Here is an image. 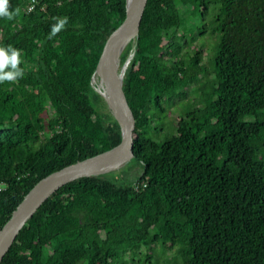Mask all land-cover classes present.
I'll use <instances>...</instances> for the list:
<instances>
[{
    "label": "trees",
    "instance_id": "trees-1",
    "mask_svg": "<svg viewBox=\"0 0 264 264\" xmlns=\"http://www.w3.org/2000/svg\"><path fill=\"white\" fill-rule=\"evenodd\" d=\"M29 1L9 0L21 15L0 19V46L20 49L25 70L0 84V227L39 179L121 140L95 67L125 0H35L27 11ZM180 8L213 14L210 70L202 48L178 50L189 30ZM53 16L69 23L47 40ZM126 61L142 172L63 185L0 264H126L167 243L183 256L169 264H264V0H148L119 70ZM192 84L198 104L168 124L166 103Z\"/></svg>",
    "mask_w": 264,
    "mask_h": 264
},
{
    "label": "water",
    "instance_id": "water-1",
    "mask_svg": "<svg viewBox=\"0 0 264 264\" xmlns=\"http://www.w3.org/2000/svg\"><path fill=\"white\" fill-rule=\"evenodd\" d=\"M147 1L125 0V17L108 34L95 67L101 85L99 91L120 127V142L103 152L68 164L39 179L0 227V262L27 221L60 187L82 177L117 170L134 158L135 117L123 89V75L128 61L120 70L118 65L119 56L125 46L138 35Z\"/></svg>",
    "mask_w": 264,
    "mask_h": 264
},
{
    "label": "rangeland",
    "instance_id": "rangeland-1",
    "mask_svg": "<svg viewBox=\"0 0 264 264\" xmlns=\"http://www.w3.org/2000/svg\"><path fill=\"white\" fill-rule=\"evenodd\" d=\"M180 10V15L185 23L184 28L189 30L185 39L179 37L177 40L179 44L178 50L179 52H184L186 50L190 51L202 48V65L205 69L210 70L213 62L214 45L218 38V34L209 31V28H212L213 26L211 21L213 14L207 13L202 17L198 11L192 8H180ZM204 28H207V30L204 34H201L200 29ZM175 48L176 47H171L170 52H175ZM126 68L127 66H125V70ZM199 99L200 93L198 91V84H192V86H188L187 89H185V93L182 92L179 96H174L166 103L168 108L166 120L168 121V124L174 125L173 122L177 121L187 110L192 108L193 105H197ZM141 172L142 164L131 159L121 166V168L108 172V174L114 175L116 178H121L122 180L126 178V180L131 181ZM181 249L182 247L177 243H167L165 245L154 244L149 247L140 248L137 254L134 253L135 255L131 253L126 254L125 262L126 264H169L172 262H182L183 256L181 254ZM120 259H117V261L115 260L114 264H122Z\"/></svg>",
    "mask_w": 264,
    "mask_h": 264
},
{
    "label": "clouds",
    "instance_id": "clouds-1",
    "mask_svg": "<svg viewBox=\"0 0 264 264\" xmlns=\"http://www.w3.org/2000/svg\"><path fill=\"white\" fill-rule=\"evenodd\" d=\"M21 15V8H11L9 0H0V19L13 21ZM53 23L47 40H53L59 33L65 30L69 23L67 16L51 17ZM21 50L11 45L0 46V84L16 83L25 76V70L21 67Z\"/></svg>",
    "mask_w": 264,
    "mask_h": 264
},
{
    "label": "built area",
    "instance_id": "built-area-1",
    "mask_svg": "<svg viewBox=\"0 0 264 264\" xmlns=\"http://www.w3.org/2000/svg\"><path fill=\"white\" fill-rule=\"evenodd\" d=\"M35 0H30L27 6V11H30L35 6ZM4 189V184L0 183V191Z\"/></svg>",
    "mask_w": 264,
    "mask_h": 264
}]
</instances>
